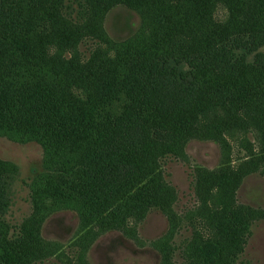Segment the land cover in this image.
<instances>
[{
    "label": "trees",
    "instance_id": "obj_1",
    "mask_svg": "<svg viewBox=\"0 0 264 264\" xmlns=\"http://www.w3.org/2000/svg\"><path fill=\"white\" fill-rule=\"evenodd\" d=\"M218 4L226 19L216 18ZM118 5L141 18L122 40L104 28ZM86 39L94 42L87 53ZM215 101L227 107L219 128L254 119L264 141L257 119L264 120V0H0V136L37 142L44 153L29 183L32 212L18 226L6 215L19 167L0 157V264H90L97 238L153 209L168 219L166 233L151 240L160 264H244L264 210L237 206L220 222L205 218L212 232L203 236L199 191L211 171L193 166L197 202L178 212V191L163 169L168 155L187 162L192 139L220 144L215 128L191 132ZM144 191L151 202L140 214ZM48 204L56 208L41 212ZM63 209L77 211L84 225L74 241L78 263L42 251L57 244L43 236L44 223ZM183 228L190 235L177 244ZM215 246L228 248L219 256Z\"/></svg>",
    "mask_w": 264,
    "mask_h": 264
},
{
    "label": "rangeland",
    "instance_id": "obj_2",
    "mask_svg": "<svg viewBox=\"0 0 264 264\" xmlns=\"http://www.w3.org/2000/svg\"><path fill=\"white\" fill-rule=\"evenodd\" d=\"M217 6L216 18L226 19L227 9L223 5ZM140 22V15L136 11L124 5H118L107 13L104 28L111 38L122 40L134 34ZM93 43V40L86 39L81 49L87 53ZM226 108L222 103L215 101L209 115L202 118V126L191 130V132L199 130L208 132L212 130L211 128H215L220 135L222 145L214 141L192 139L185 148L187 162L173 155L163 158L165 177L178 191V201L174 207V210L178 212L185 211L197 202L193 189V166L211 171L209 175L206 172V178L202 180L201 191H199V200L204 204L202 212L204 217H196L198 222L196 228L202 232L203 236H208L212 232L206 225L207 220L220 222L219 217H228L230 211L237 206L242 209L246 206L252 207V210H264V176L258 173L264 171L262 130L254 119L249 123L239 121L233 128H219L218 125L221 122H217L218 117L223 116V109ZM257 119L264 123L263 119ZM154 150L157 151V149ZM0 157L14 162L19 167L20 173L13 184V204L6 215L13 226H18L23 218L32 212L29 183L32 177L42 170L43 148L34 141L18 143L0 136ZM258 162L260 163L257 164ZM253 169L256 171L252 172ZM150 196L145 191L141 195L144 205L140 214L149 208ZM51 205L41 206L40 211L45 212L44 207L56 208V205ZM131 205L135 206L134 203ZM79 208L84 211L80 206ZM138 208L139 211L140 206ZM127 217L117 224L120 226L118 229L103 233L92 243L88 252L90 264H160L161 254L153 247L156 242L151 240L166 233L167 217L156 209L151 210L141 221L135 217ZM94 218L91 215L90 220ZM81 220L78 212L72 209H63L50 215L44 223L43 236L57 244L53 243L48 248L43 246L42 251L48 254L53 252L63 260L70 258L78 263L77 258L81 250L75 248L74 241L76 236L84 234V225ZM189 235L190 230L183 228L176 237L177 244ZM139 237L143 238V242L139 241ZM215 242L219 243L218 240ZM216 248L220 256L225 254L223 252H226L228 247ZM213 251L210 250V252ZM176 258L178 263L183 261V258L178 255ZM239 261L244 264H264V220L253 224L252 233ZM38 264L60 263L56 258H51Z\"/></svg>",
    "mask_w": 264,
    "mask_h": 264
}]
</instances>
